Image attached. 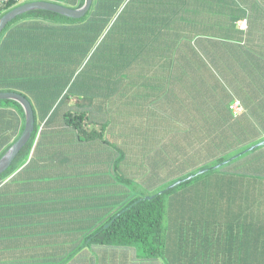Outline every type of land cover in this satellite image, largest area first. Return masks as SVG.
I'll return each instance as SVG.
<instances>
[{
  "label": "trees",
  "instance_id": "trees-1",
  "mask_svg": "<svg viewBox=\"0 0 264 264\" xmlns=\"http://www.w3.org/2000/svg\"><path fill=\"white\" fill-rule=\"evenodd\" d=\"M216 1L224 4V0ZM84 2L65 5L78 9ZM207 4V0H93L82 19L37 10L10 22L3 33L26 15L49 18L51 23L66 21L72 30L67 42L73 50L67 51V60L72 62L51 67L49 74L45 75L44 67H34L43 75L0 81V92L24 96L35 116L31 139L0 181L30 165L31 150L43 125L57 120V112L63 109L65 127L83 142L111 145L118 136L125 138L126 125H133L146 140L147 170L155 156L159 158L169 148L172 155L162 161L175 160L185 177L223 163L227 155L239 154L249 142L264 141V113H245L244 109H251L248 98L235 97L233 85L231 95L220 85L218 90H209L208 75L213 72L204 60L207 57L220 66L209 50L232 41L234 35L239 40L237 34L248 27L241 31L237 23L246 19L248 26V19L235 8L228 15L221 12L219 17L206 19ZM18 6L10 3L0 8V19ZM209 20L216 26H210ZM97 46L102 51L92 53ZM186 72L197 81H184ZM64 91L62 104L55 107ZM236 102L241 106L237 115L232 109ZM5 109L10 120L5 122L8 129L0 132V159L25 127L20 104L1 100L0 111ZM120 125L121 132L113 133V127ZM256 150L261 153L248 166L242 157L169 191L142 192L103 224L82 227L79 247L58 264L68 263L85 249L93 253L96 247L134 249L138 257L164 264H264V145ZM125 151L120 147L114 169L124 162ZM120 180L132 184L124 176Z\"/></svg>",
  "mask_w": 264,
  "mask_h": 264
},
{
  "label": "crops",
  "instance_id": "crops-1",
  "mask_svg": "<svg viewBox=\"0 0 264 264\" xmlns=\"http://www.w3.org/2000/svg\"><path fill=\"white\" fill-rule=\"evenodd\" d=\"M37 1H59L67 7L65 4L74 0ZM207 1L206 19L219 17L221 12L228 15L234 8L248 19L247 31L237 34L239 40L234 35L232 41L213 45L209 52L220 66L223 63L228 79L236 83L235 97L248 98L247 107L251 109H244L245 113L263 114L264 0H224V4ZM48 19L26 15L2 31L0 81H25L23 76L43 75L34 67H44L46 75L51 67L72 62L71 58L67 60V51L73 50L67 42L72 38V30L67 27L71 25ZM209 23L216 26L211 20ZM147 29L133 32H150ZM7 111H0V132L8 129ZM63 113L64 109L57 112V120L43 125L31 150L30 165L0 181V264H58L79 247L82 227L103 224L112 213L142 194L137 182L148 191L154 186L155 180L146 168L145 147L137 149L144 136L138 135L133 125H126L127 142L119 136L112 140L117 141L114 148L101 141L79 140L65 127ZM122 128L114 126L112 131L118 134ZM120 147H125L126 156L116 170L114 162ZM121 176L132 184L122 183ZM66 264L164 263L142 259L134 249L96 247L93 253L83 250Z\"/></svg>",
  "mask_w": 264,
  "mask_h": 264
},
{
  "label": "water",
  "instance_id": "water-1",
  "mask_svg": "<svg viewBox=\"0 0 264 264\" xmlns=\"http://www.w3.org/2000/svg\"><path fill=\"white\" fill-rule=\"evenodd\" d=\"M93 0H85L84 4L82 7L78 9H73L69 7H65L61 4L57 3H52V2H47V1H34L30 3H25L23 5H20L11 11L7 12L1 19H0V34L2 31L6 28V26L12 22L15 18L18 16H21L25 13L32 12V11H37V10H43V11H49L53 13H57L60 15H63L65 17L71 18V19H82L87 15L89 12L91 6H92ZM1 100H12L17 102L18 104L21 105V107L24 110L25 113V127L23 130L22 135L20 138L6 151V153L2 156L0 159V175H2L13 163L19 152L24 148V146L29 142L31 139V136L34 132L35 128V116H34V111L32 108L31 103L26 99L24 96L14 93V92H0V101ZM264 145V141L258 143L257 145L233 156L232 158L224 161L223 163L219 165H215L212 168L208 169H202L198 171L197 173L190 175L187 178L180 179L171 186H169L167 189H165L162 192L169 191L187 181H190L191 179L203 175L209 170H214L217 168H220L221 166H224L226 164H229L230 162L236 160L243 154H246L250 151H253L257 149L258 147ZM161 192V193H162ZM147 200L152 199V197H147Z\"/></svg>",
  "mask_w": 264,
  "mask_h": 264
},
{
  "label": "rangeland",
  "instance_id": "rangeland-1",
  "mask_svg": "<svg viewBox=\"0 0 264 264\" xmlns=\"http://www.w3.org/2000/svg\"><path fill=\"white\" fill-rule=\"evenodd\" d=\"M97 48H98V46L96 47V50H97ZM100 51H102V47L99 50H97V52L96 51H93V50L91 52L92 53L95 52L97 54ZM88 56H90V54ZM204 58H205L204 60L206 61L205 63L208 66V69H210L213 72V74H209L208 75V89L209 90H212V91L218 90L217 89V85H220V86L224 87L226 89V91L228 90V92H229L230 95L232 94V92L234 93L235 90L233 91V86H234V83L235 82L230 81V79H228V76H226L224 65L216 66L214 63H212V61H210V59H208L207 57H204ZM196 73L200 77V73H198L197 70H196ZM184 75L188 77L187 79L184 80V81H188L187 83L193 82L192 80H196L197 81V79H191V77H192V73L191 72H189V73L186 72V73H184ZM65 93H66V91H64L60 95V97L55 101V107L58 104H60V103L62 104V100H63L62 98H63V96H64ZM198 110H199V107H198ZM255 122L256 123H259V120H258V118L256 116H255ZM251 133H253V132H251ZM250 138H251V135H250ZM124 141L127 142L128 141V138H125ZM260 142H262V141H258L257 140V141L249 142L246 145V147H243V150L242 149L241 150L243 152V151H245V150H247V149H249V148L257 145ZM144 143H146V140L141 141L138 144L137 149L138 150H141L144 147V145H143ZM111 144H113L112 147H114V145H117V142L116 141L115 142H111ZM127 149H129V147H127ZM255 150H253V151H255ZM253 151H250V152H248L246 154H243L242 156H240L237 159H240V158L244 157L243 158V161L240 160L239 162H241V161L242 162H247V165L246 166H248V165H250L251 162H253V158L254 157H257L261 153L259 151L257 152V150H256V152H253ZM260 151H262V150H260ZM171 153H173V152L170 151L169 148H168V149H165V151L162 153V155H160V153H158L160 155L159 158H157L155 156L156 161H153V164L150 167L151 170H149V173H151V172L154 173L153 172V169H155L156 170L155 172L157 173V175L154 178V180H155L154 181V186H153V188L150 191H148L146 193H143V194H152L153 195V194H156V193H161L162 191H164L165 189H167L169 186H171L172 184H174L178 180L183 179L186 176V174L183 172V170L181 168H179V167L176 166V163H175L176 161L175 160H173V159L170 160L171 162L169 164H167V161L166 160L165 161H162L163 158L166 157L167 155H172ZM235 154L236 153H230L225 158H229L230 159L233 156H235ZM236 160H234V161H236ZM244 160H246V161H244ZM242 164H244V163H242ZM211 167H213V166H211ZM211 167H208V168H211ZM104 168H106V167L104 166ZM146 168L148 169V167H146ZM198 171L195 170L193 172L197 173ZM185 178H187V177H185ZM136 185H137L139 191L140 190L142 192L146 191L144 189V187L139 184V182H137ZM166 197H169V195L166 196ZM227 209L229 211V208H227ZM169 211H170V208H169ZM169 211H168L167 220H166V223H167V226L168 227H170V225H171V220L169 219ZM228 211H226L227 214H228Z\"/></svg>",
  "mask_w": 264,
  "mask_h": 264
},
{
  "label": "built area",
  "instance_id": "built-area-1",
  "mask_svg": "<svg viewBox=\"0 0 264 264\" xmlns=\"http://www.w3.org/2000/svg\"><path fill=\"white\" fill-rule=\"evenodd\" d=\"M34 1H37V0H0V8H3V7H5L6 5H8L10 3H13L15 5H23L25 3H30V2H34ZM237 24H238V28L241 31H245L247 29V27H248L247 26V20L246 19L240 20ZM232 109L234 111V114L237 115L241 111V106L239 105L238 102H236L232 106Z\"/></svg>",
  "mask_w": 264,
  "mask_h": 264
}]
</instances>
